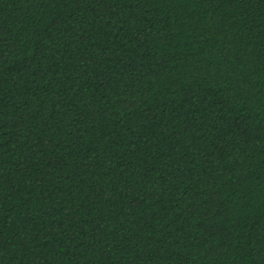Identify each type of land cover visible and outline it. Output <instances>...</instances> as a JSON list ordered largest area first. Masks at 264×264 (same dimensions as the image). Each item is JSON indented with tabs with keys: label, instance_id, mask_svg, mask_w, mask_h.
<instances>
[{
	"label": "trees",
	"instance_id": "16d2710c",
	"mask_svg": "<svg viewBox=\"0 0 264 264\" xmlns=\"http://www.w3.org/2000/svg\"><path fill=\"white\" fill-rule=\"evenodd\" d=\"M0 264H264V0H0Z\"/></svg>",
	"mask_w": 264,
	"mask_h": 264
}]
</instances>
